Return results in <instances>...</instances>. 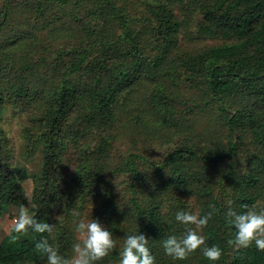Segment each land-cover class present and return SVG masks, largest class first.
Returning <instances> with one entry per match:
<instances>
[{
	"label": "trees",
	"instance_id": "trees-1",
	"mask_svg": "<svg viewBox=\"0 0 264 264\" xmlns=\"http://www.w3.org/2000/svg\"><path fill=\"white\" fill-rule=\"evenodd\" d=\"M6 107L37 113L43 158L32 175L10 164L3 173L0 127V219L25 204L32 176L35 217L56 228L11 231L0 264H46L36 247L45 238L71 257L79 219L117 240L99 264H119L139 232L156 264H264L254 244L228 245L226 215L264 209V0H0V116ZM124 128L149 143L147 155L112 159ZM182 210L213 212L198 231L220 260L165 254L163 240L195 227L176 221Z\"/></svg>",
	"mask_w": 264,
	"mask_h": 264
},
{
	"label": "clouds",
	"instance_id": "clouds-1",
	"mask_svg": "<svg viewBox=\"0 0 264 264\" xmlns=\"http://www.w3.org/2000/svg\"><path fill=\"white\" fill-rule=\"evenodd\" d=\"M23 195L28 204L20 206L11 219V231L19 234L32 229L51 235L55 231L56 225L38 221L35 213L29 211L30 207H34L31 193L25 191ZM210 207L214 211V206ZM243 207L247 209L243 213H237L232 208H229L226 213L229 218L228 223L235 229L233 238L229 239L227 243L237 250L249 248L254 244L258 250L264 251V209L257 211L255 205L251 207L243 205ZM212 216V211L204 216L193 214L190 211H178L175 217L176 221L195 227L186 228L182 236L170 235L163 240L165 254L174 260H185L191 253L199 249L208 260L213 262L220 260L223 255L221 247L218 245L207 246L205 236L198 231L208 225ZM74 231L77 235L76 242L72 245L71 257L62 255L45 238L36 245L41 253V259H46V264H99L117 249V240L113 238L112 232L98 220L79 219L74 224ZM148 245L149 239L141 232L127 235L119 251V264H156V258L152 255Z\"/></svg>",
	"mask_w": 264,
	"mask_h": 264
},
{
	"label": "rangeland",
	"instance_id": "rangeland-1",
	"mask_svg": "<svg viewBox=\"0 0 264 264\" xmlns=\"http://www.w3.org/2000/svg\"><path fill=\"white\" fill-rule=\"evenodd\" d=\"M37 113L32 112L31 110L21 111L16 107L10 108L6 107L3 111V116H0V127L3 129L6 138L9 139L7 142L8 154L10 158H7L3 163V173H6L8 169L7 166L10 164L14 167H25L27 168L30 175L40 171L42 166V153L41 148L33 147V144L36 141V134L34 124L32 123L33 116H36ZM33 131V132H32ZM96 131V130H95ZM125 131V134H124ZM123 133L117 135V139L114 141L112 146V159L115 157V153H118L120 156L125 157V155L130 152L145 153L146 149L149 148V143L145 144L144 142L135 143L133 142L134 138L131 135V131L127 128H124ZM96 138L91 143L94 145L99 141V137ZM142 140V139H141ZM141 148V149H140ZM76 148L74 147L73 150ZM69 152L67 153V155ZM73 158V157H72ZM66 159L63 161L65 164V171L69 173L72 168L75 166V161L78 160ZM115 162V161H114ZM32 177V176H31ZM28 178L25 182L26 191L31 193L33 197L34 192V180L33 178ZM125 185V184H123ZM78 199V198H77ZM82 202V201H81ZM28 204V201L25 200V205ZM34 207H30L29 211L35 213L37 205L32 201ZM18 208L16 205L10 206L8 213H5L0 219V241L11 232L10 222ZM89 210V209H88ZM53 217H57L54 215ZM105 226V225H103Z\"/></svg>",
	"mask_w": 264,
	"mask_h": 264
}]
</instances>
